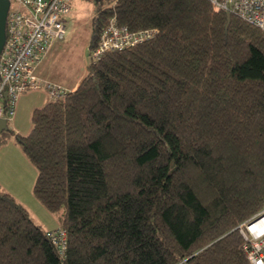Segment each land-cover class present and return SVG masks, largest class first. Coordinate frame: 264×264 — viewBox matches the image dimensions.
Here are the masks:
<instances>
[{"label":"trees","instance_id":"16d2710c","mask_svg":"<svg viewBox=\"0 0 264 264\" xmlns=\"http://www.w3.org/2000/svg\"><path fill=\"white\" fill-rule=\"evenodd\" d=\"M90 51L116 19L148 42L92 62L11 135L49 234L0 191V264H251L239 226L264 209V32L210 0H92Z\"/></svg>","mask_w":264,"mask_h":264},{"label":"built area","instance_id":"2783aa9c","mask_svg":"<svg viewBox=\"0 0 264 264\" xmlns=\"http://www.w3.org/2000/svg\"><path fill=\"white\" fill-rule=\"evenodd\" d=\"M74 0H10L6 43L0 56V120L8 127L13 123L20 97L28 92L44 90L49 100H65L72 91L43 81L36 68L52 48L66 41L65 19L72 13ZM216 13L230 14L264 32V0H210ZM155 30L131 32L111 20L90 51L92 62L106 55L120 53L153 40ZM245 241L244 251L251 264H264V209L239 226ZM63 260L68 248L67 233L59 229L49 234Z\"/></svg>","mask_w":264,"mask_h":264},{"label":"rangeland","instance_id":"374dc122","mask_svg":"<svg viewBox=\"0 0 264 264\" xmlns=\"http://www.w3.org/2000/svg\"><path fill=\"white\" fill-rule=\"evenodd\" d=\"M72 14L67 16L66 28L68 41L62 42V47L58 49L47 61V65L52 72L50 83L55 81L62 83L59 86L68 89L86 77L89 66L90 45L93 38L92 22L96 15V9L92 0H76L72 4ZM46 62V61H45ZM42 66V65H41ZM44 81V80H43ZM49 82V81H46ZM47 95L44 90L28 92L21 96L18 109L15 115L17 126H9L14 135L28 136L33 128L32 113L36 109H41L45 104ZM6 154V156H4ZM4 157V158H2ZM0 183L15 184L19 188L26 186L28 167L34 169L27 160L22 149L17 144L15 137L3 135L0 140ZM33 186H30L29 199L25 200V207L32 218L46 216L48 226H57L55 218L37 201L33 193ZM32 188V189H31ZM33 200V202L31 201ZM36 221V220H35ZM38 222V221H36ZM46 222V223H47ZM47 226L43 227L46 231Z\"/></svg>","mask_w":264,"mask_h":264},{"label":"crops","instance_id":"0c3cea01","mask_svg":"<svg viewBox=\"0 0 264 264\" xmlns=\"http://www.w3.org/2000/svg\"><path fill=\"white\" fill-rule=\"evenodd\" d=\"M76 0H74L73 1V3L75 2ZM73 6V5H72ZM72 14V13H71ZM66 22V21H65ZM66 30H67V28H66ZM68 35V34H67ZM66 41H68V36H67V38H66ZM65 41V42H66ZM62 47V43H60V44H57V45H55L53 48H52V50L50 51V53L48 54V56L45 58V60L36 68V74H37V76L40 78V79H42V80H44V81H49L50 82V80H51V78H52V72H51V70L49 69V66L47 65V61H48V59L53 55V54H55V52L58 50V49H60ZM46 61V62H45ZM42 65V66H41ZM83 81V80H82ZM81 81V82H82ZM56 83H58V84H62V83H60V82H58V81H55ZM55 83V84H56ZM58 84H56V85H58ZM80 82H78L77 84H75L74 85V87L72 86V88H68V90H70V91H72V92H74V91H76V89H78V87L80 86ZM64 87V86H63ZM33 92H37V91H33ZM26 94V93H25ZM45 94L47 95V99L45 100V104L43 105V107L45 106V105H47L49 102H50V100H49V97H48V94L45 92ZM24 95V94H23ZM21 98V97H20ZM19 102H20V99H19ZM18 102V103H19ZM19 105V104H18ZM18 105H17V107H18ZM42 107V108H43ZM41 108V109H42ZM18 109V108H17ZM36 110H39V109H36ZM35 110V111H36ZM34 111V112H35ZM34 112L32 113V117H31V120H33V114H34ZM15 123V119H14V121H13V123L11 124V125H13V128L15 127V126H17V123L16 124H14ZM32 124H33V122H32ZM32 131V130H31ZM21 136V135H20ZM6 154L7 153H5V155L4 156H6ZM2 158H4V157H2ZM2 160L3 159H1V161H0V164H2L1 162H2ZM27 168H28V175H26V177H27V183H26V186L24 187V185L21 187V188H19L18 186H16L15 184H8V183H0V191H3V192H6V193H8V194H10L11 196H13L19 203H21L23 206H25V198L26 199H29L30 200V197H29V191H30V186L32 187L33 186V182L35 183V181H36V178H37V172L36 171H34V169H30L31 167H28V165H27ZM34 188V187H33ZM32 189V188H31ZM31 201L33 202V200L31 199ZM26 208V207H25ZM29 212V211H28ZM30 214V213H29ZM31 216V215H30ZM31 218H32V216H31ZM33 219V221L37 224V225H39V226H41L42 227V229H43V227L46 225L47 226V229H46V232H50V231H55L56 229H58L59 228V226H58V222H57V226H51V227H49L48 226V222H47V218H46V216H44L43 215V217H38L37 219H34V218H32ZM38 221V222H36V221ZM55 220H56V218H55ZM57 221V220H56ZM47 222V223H46Z\"/></svg>","mask_w":264,"mask_h":264},{"label":"water","instance_id":"95a60500","mask_svg":"<svg viewBox=\"0 0 264 264\" xmlns=\"http://www.w3.org/2000/svg\"><path fill=\"white\" fill-rule=\"evenodd\" d=\"M11 9V2L10 0H0V56L4 49L6 43V29H7V19ZM227 26L226 29H229L230 22H231V15L227 14ZM89 65H91L92 61L89 58L88 60ZM10 129L7 125L5 120H0V136L3 133L9 132Z\"/></svg>","mask_w":264,"mask_h":264}]
</instances>
